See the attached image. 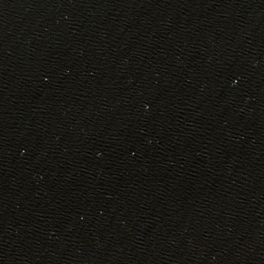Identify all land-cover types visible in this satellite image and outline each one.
I'll use <instances>...</instances> for the list:
<instances>
[{"label":"water","instance_id":"obj_1","mask_svg":"<svg viewBox=\"0 0 264 264\" xmlns=\"http://www.w3.org/2000/svg\"><path fill=\"white\" fill-rule=\"evenodd\" d=\"M0 264H264V0H0Z\"/></svg>","mask_w":264,"mask_h":264}]
</instances>
